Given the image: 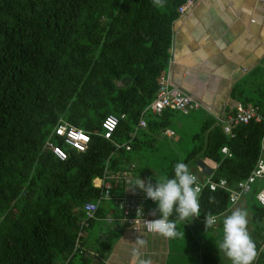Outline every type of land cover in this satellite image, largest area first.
I'll return each instance as SVG.
<instances>
[{
    "label": "trees",
    "instance_id": "16d2710c",
    "mask_svg": "<svg viewBox=\"0 0 264 264\" xmlns=\"http://www.w3.org/2000/svg\"><path fill=\"white\" fill-rule=\"evenodd\" d=\"M182 1L0 0V264L102 263L108 245L87 244L88 226L78 235L82 203L96 199L100 187L94 181L104 173L108 191L121 194V180L110 175L128 169L129 152L163 132L178 111L151 112L147 106L169 60L171 24ZM248 101L264 107V97H244ZM107 113L118 117L110 138L99 134ZM139 117L145 128L129 139ZM59 118L90 134L83 151L55 138L67 152L62 160L43 147ZM263 129L264 121L250 120L228 136L207 115L192 134L196 142L182 159H170L164 178L174 174L175 163L206 157L216 163L210 177L232 184L253 167ZM114 142H128L129 149ZM222 145L230 156L220 152ZM108 202L98 204L96 217L119 213ZM199 203L198 217L205 219L224 213L231 202L225 190L203 188ZM250 223L258 251L254 264H264L260 204H252ZM199 261L225 264L205 246Z\"/></svg>",
    "mask_w": 264,
    "mask_h": 264
},
{
    "label": "crops",
    "instance_id": "0c3cea01",
    "mask_svg": "<svg viewBox=\"0 0 264 264\" xmlns=\"http://www.w3.org/2000/svg\"><path fill=\"white\" fill-rule=\"evenodd\" d=\"M161 73L170 85L200 101V106L191 113L198 127L205 116L224 115L236 101L244 102V97H264V0H196L171 24L169 60ZM174 114L175 111L166 127L172 133L161 132L165 136L174 134L175 124L181 125ZM170 124L174 127H169ZM158 135L150 137L153 140ZM201 159L213 170L214 161L206 157ZM194 173L200 179L205 175ZM135 176L141 180L153 178L151 173L138 169ZM152 182H156L154 178ZM245 196L246 193L237 201L244 203ZM140 207L150 214L156 204L145 199ZM109 213L113 216L112 211ZM203 222L205 219L197 216L186 221L177 220V225L195 226V231L200 233L205 228ZM88 228L92 230H85L83 234L87 244L94 246L95 240H101L109 247L101 264H138L139 259L150 260L151 264H178L181 257L195 251L189 245H182L178 235L168 239L141 227L133 228L103 217L92 220ZM137 238L145 244L138 245ZM195 248L199 261L200 248ZM134 249L138 250L139 257L133 254Z\"/></svg>",
    "mask_w": 264,
    "mask_h": 264
},
{
    "label": "built area",
    "instance_id": "2783aa9c",
    "mask_svg": "<svg viewBox=\"0 0 264 264\" xmlns=\"http://www.w3.org/2000/svg\"><path fill=\"white\" fill-rule=\"evenodd\" d=\"M196 0H183L177 6L178 14H183L189 10ZM200 106V101L184 92L177 86L170 85L163 74H160L157 81V88L154 98L148 104V108L151 112H159L164 108L181 111L187 113L190 110L196 109ZM121 113L119 117H123ZM216 122L222 125V130L228 136H232V127L240 124L247 123L252 120L255 122L264 121V107H260L252 103H243L242 101H236L232 109L224 115H213ZM118 117L112 113L105 114L100 121V133L104 138H110L113 133ZM145 127V120L143 117H139L137 127L129 133V139L135 134V130ZM164 133L171 134L172 130L165 129ZM56 139H59L61 143L74 148L77 151H83L90 140V134L88 131L77 127L68 121L59 118L54 124L48 136L43 142V147L51 151V153L59 160L64 159L67 156V152L58 143ZM264 129L259 144V153L255 159L253 167L248 174L232 184H228L224 177H218L212 179L209 175H204L202 179L198 178L196 174L190 171L197 178V184L200 189L207 188L209 190L223 189L228 193V200L230 202L237 201L243 194L250 191L253 184L260 181L261 184L254 192V198L264 207ZM116 148L123 146L126 150L129 149L128 142H114ZM220 152L225 156H230L231 153L226 145L220 147ZM133 164L130 163L127 170L123 172H116L113 175L115 180H121L123 184V191L121 194H114L108 191L110 184L106 181L107 175L104 173L102 177L96 179L94 184L100 187L99 194L95 200H86L82 203V210L84 213L83 219L80 221L78 235L83 234L84 229L89 225V220H94L96 217L95 211L98 204L103 200L109 201L112 207H115L119 213L115 216L108 214L103 218L107 221L115 220L120 224L132 226L133 228L141 227L145 231H148L145 227L144 221L159 218L158 215L152 216L142 211L140 207L141 203L147 199L144 193L134 187H130L138 179L137 176L132 173ZM109 177V176H108ZM105 178V179H104ZM155 184L154 182H152ZM201 192V191H200Z\"/></svg>",
    "mask_w": 264,
    "mask_h": 264
},
{
    "label": "clouds",
    "instance_id": "9594fccd",
    "mask_svg": "<svg viewBox=\"0 0 264 264\" xmlns=\"http://www.w3.org/2000/svg\"><path fill=\"white\" fill-rule=\"evenodd\" d=\"M155 5L162 6V0H153ZM173 175L160 180L152 177L146 180L138 179L130 187L141 190L145 198L156 203L150 215L159 218L144 221L149 232L172 239L178 235L177 220L186 221L189 218L200 215L199 193L201 191L197 184V178L183 162L173 165ZM175 217V219H170ZM206 229L216 223L213 216L205 217ZM137 244L143 246L145 241L137 238ZM218 250L231 261V264H254L258 256L257 246L248 231L247 211L235 209L226 215L222 221V239L219 242ZM133 254L139 257L138 250L134 249ZM138 264H151L150 260L139 259Z\"/></svg>",
    "mask_w": 264,
    "mask_h": 264
},
{
    "label": "rangeland",
    "instance_id": "374dc122",
    "mask_svg": "<svg viewBox=\"0 0 264 264\" xmlns=\"http://www.w3.org/2000/svg\"><path fill=\"white\" fill-rule=\"evenodd\" d=\"M149 63V62H148ZM147 71H152V69H148L146 65ZM190 111L189 114H183L180 111H175V118L180 120L181 125L175 124L176 128L173 124H170L169 127H174V134L172 136H165L164 134H159L154 137L151 141H146L137 149H132L129 152L132 163L135 167L141 172H149L153 176L154 180H160L164 178V168L168 164L171 158L182 159L186 152L191 148L192 144L196 141L192 140V134L199 130L198 125L193 123V118ZM196 113H200L197 111ZM191 115V116H190ZM173 116H171L172 118ZM187 166L190 171L196 172L198 175L202 176L204 174L201 171L197 170V166L194 162H188ZM261 184L260 181H257L253 184V188H257ZM251 191V190H250ZM248 191L245 196L244 203L241 201H235V203H229L227 211L222 214L215 215L216 223L207 228L205 226L206 222H203L205 228L202 229L203 232H196L195 226L190 227V225L182 226L177 225V232L180 243L184 246H191L195 251L188 252L184 257L178 261V264H199L197 259V249L201 246L208 247L220 260L225 264H231V261L224 255L223 252L218 250L219 242L222 239V221L223 218L230 214L233 210L239 208L247 211V219H248V231L251 237L255 236L252 231V224L250 223V215H251V206L252 204H258L253 197L252 199H247L249 194ZM149 201V200H147ZM153 202V201H152ZM154 204H156L154 202ZM96 228V226H95ZM191 229V230H190ZM86 230H92V228H87ZM195 246V247H194ZM192 253V254H191ZM173 264H175L173 262Z\"/></svg>",
    "mask_w": 264,
    "mask_h": 264
},
{
    "label": "water",
    "instance_id": "95a60500",
    "mask_svg": "<svg viewBox=\"0 0 264 264\" xmlns=\"http://www.w3.org/2000/svg\"><path fill=\"white\" fill-rule=\"evenodd\" d=\"M195 165L197 166V168L205 175H209L212 172V167L209 166L205 160L201 159V158H197L195 159Z\"/></svg>",
    "mask_w": 264,
    "mask_h": 264
}]
</instances>
